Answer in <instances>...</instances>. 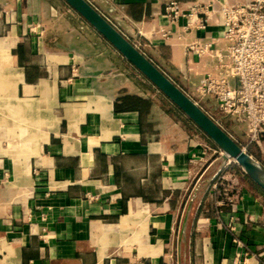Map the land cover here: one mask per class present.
I'll list each match as a JSON object with an SVG mask.
<instances>
[{"label": "crops", "instance_id": "crops-1", "mask_svg": "<svg viewBox=\"0 0 264 264\" xmlns=\"http://www.w3.org/2000/svg\"><path fill=\"white\" fill-rule=\"evenodd\" d=\"M86 1L190 94L217 59L187 45L227 43L166 5L250 0ZM216 149L62 0H0V264H263L264 197L227 167L216 205Z\"/></svg>", "mask_w": 264, "mask_h": 264}, {"label": "built area", "instance_id": "built-area-1", "mask_svg": "<svg viewBox=\"0 0 264 264\" xmlns=\"http://www.w3.org/2000/svg\"><path fill=\"white\" fill-rule=\"evenodd\" d=\"M214 13L219 17V25L222 29L220 37L227 42L226 57L224 59L213 48L212 42L197 39L187 45L188 58L213 54L217 59V74L204 75L194 91L186 95L207 115L205 109L212 108L222 119L243 126L245 147L253 145L262 149L264 147V0L234 4L223 2L216 11L210 3L182 6L172 1L166 5L162 17L169 25L183 18L186 29L204 30ZM30 30L33 31L34 28ZM169 35L170 31L162 32V37L165 39ZM213 120L220 126L219 121ZM215 153L219 158L222 155L218 149ZM231 163L233 162L227 163L208 187V194L219 206H234L235 200L238 199L235 184L229 182L224 175L225 169ZM236 243L242 245L239 240ZM247 256L248 252L243 253L240 260H244ZM257 256L264 257V243L262 252Z\"/></svg>", "mask_w": 264, "mask_h": 264}, {"label": "water", "instance_id": "water-1", "mask_svg": "<svg viewBox=\"0 0 264 264\" xmlns=\"http://www.w3.org/2000/svg\"><path fill=\"white\" fill-rule=\"evenodd\" d=\"M174 105L221 152L213 178L228 162L264 191V168L86 0H62ZM212 178V179H213Z\"/></svg>", "mask_w": 264, "mask_h": 264}, {"label": "rangeland", "instance_id": "rangeland-1", "mask_svg": "<svg viewBox=\"0 0 264 264\" xmlns=\"http://www.w3.org/2000/svg\"><path fill=\"white\" fill-rule=\"evenodd\" d=\"M227 43V42H226ZM214 75V74H211ZM216 75V74H215ZM205 109V108H204ZM206 112L208 113V115L210 117H212L213 119L219 121V124L221 126V128L226 131L242 148H246L245 144L243 142V138H242V130L239 129L238 126L233 125V122L227 119H222L217 113H215L214 110H212V108L209 109H205ZM243 127V126H241ZM247 152V151H246ZM236 166L234 163H231L229 167H234ZM237 167V166H236ZM240 171V170H239ZM241 172V171H240ZM242 173V172H241Z\"/></svg>", "mask_w": 264, "mask_h": 264}, {"label": "trees", "instance_id": "trees-1", "mask_svg": "<svg viewBox=\"0 0 264 264\" xmlns=\"http://www.w3.org/2000/svg\"><path fill=\"white\" fill-rule=\"evenodd\" d=\"M211 143V142H210ZM212 144V143H211ZM213 145V144H212ZM214 146V145H213ZM247 153L252 156L254 159H256L264 168V162L262 161L261 157L259 156V154L255 151H253L250 147L246 148ZM234 169H236L237 171H239L238 167L234 166ZM251 183V182H250ZM256 190H258L260 192V194L264 197V191L260 190L258 187H256L253 183H251Z\"/></svg>", "mask_w": 264, "mask_h": 264}]
</instances>
